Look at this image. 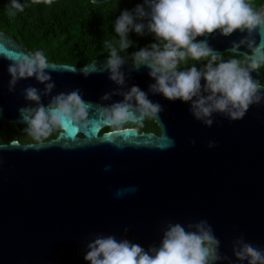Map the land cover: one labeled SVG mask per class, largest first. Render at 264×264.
Segmentation results:
<instances>
[{
	"label": "water",
	"instance_id": "1",
	"mask_svg": "<svg viewBox=\"0 0 264 264\" xmlns=\"http://www.w3.org/2000/svg\"><path fill=\"white\" fill-rule=\"evenodd\" d=\"M207 38L224 53L241 34ZM254 38L264 43V36L254 33ZM0 42L11 45V51L33 53L2 30ZM248 52L241 47L238 54L246 58ZM106 58L80 66L49 61L54 65L47 70L55 82L51 95L79 89L84 100L109 105L122 98L115 93L132 85L148 92L153 81L146 69L135 71L126 61L125 84L118 86L102 70ZM10 62L0 56V124L24 126L18 111L27 104L23 90L43 85L29 78L9 92ZM93 64L100 70L84 77L81 69ZM251 75L258 82L262 77L257 70ZM106 94L110 98L103 100ZM49 99L43 96L42 102ZM149 99L163 108L158 120L152 119L159 133L136 127L105 130L111 127L96 124L90 139L93 124L74 133L69 125L39 147L17 139L0 143L9 144L0 149V264H86V244L96 234L125 236L147 248L159 243L168 221L207 220L232 264H240L231 251L237 236L264 247V103L250 106L238 121L214 114L206 127L186 103L151 93ZM168 138L174 146H167ZM209 141L215 147L208 148ZM130 186L137 191L117 197L118 190Z\"/></svg>",
	"mask_w": 264,
	"mask_h": 264
},
{
	"label": "clouds",
	"instance_id": "2",
	"mask_svg": "<svg viewBox=\"0 0 264 264\" xmlns=\"http://www.w3.org/2000/svg\"><path fill=\"white\" fill-rule=\"evenodd\" d=\"M24 7L21 0H9L11 15L22 12ZM113 32L118 39L103 42L109 54L102 70L107 71L108 78L123 86L122 68L130 61L133 70L146 69L153 82L148 92L132 85L126 92L115 93L122 98L109 105L84 100L79 89L51 95L55 82L47 70L54 65L42 51L25 54L0 45V56L11 61L7 67L9 92L14 91L18 81L29 78L43 85V89L26 87L23 96L27 104L18 110L26 125L25 132L37 142L33 147L44 144L42 141L54 130L69 125L74 133L87 131L89 124H93L91 139L95 137L96 124L119 129L129 123L141 125L145 119L158 120L163 108L149 99V93L188 104L192 117L206 127L212 126L214 114L238 121L250 106L264 103V86L251 75L264 65V43L258 44L254 38V33L264 36V11L254 10L248 0H142L131 10L120 11ZM234 32L240 33L241 38L232 41L228 50L239 53L245 47L249 54H245L244 60L223 59L207 38L214 34L228 37ZM130 33L151 36L152 42L127 56L121 55L135 44ZM189 60L204 63L201 67H188ZM98 70L93 64L81 69V74L88 77ZM43 96L50 97L47 104L42 102ZM109 98V94L102 97ZM90 112L93 120L89 119ZM126 133L133 134L132 130ZM174 143L167 139L168 147ZM8 146L0 145V149ZM123 146L116 143L118 148ZM207 146L213 148L215 143L209 141ZM136 191V187L130 186L118 190L116 195L122 197ZM220 247L221 242L207 220L186 224L168 221L161 228L159 243L147 248L125 236L98 233L86 244L83 260L86 264H232ZM231 251L240 264H264V247L253 245L243 235L232 240Z\"/></svg>",
	"mask_w": 264,
	"mask_h": 264
},
{
	"label": "trees",
	"instance_id": "3",
	"mask_svg": "<svg viewBox=\"0 0 264 264\" xmlns=\"http://www.w3.org/2000/svg\"><path fill=\"white\" fill-rule=\"evenodd\" d=\"M142 0H108L93 3L90 0H21L25 5L22 12L11 15L9 0H0V30L10 34L31 52L42 51L48 61L69 63L76 66L94 59L108 56L105 40L118 39L113 32L115 18L124 9L131 10ZM254 10L259 11L264 0H248ZM129 38L135 42L127 53L152 42L151 36ZM222 58H236L233 53L221 54ZM242 60L245 58L242 57ZM204 62L188 61L186 66L201 67ZM183 67V66H182ZM259 84L264 85V78ZM24 126L0 124V143L17 139L23 143L36 142ZM122 127H136L140 131L159 133V127L152 119H145L141 125L126 124ZM115 129V128H112ZM59 128L49 136L54 137ZM48 138V139H49ZM47 140V139H46Z\"/></svg>",
	"mask_w": 264,
	"mask_h": 264
},
{
	"label": "flooded vegetation",
	"instance_id": "4",
	"mask_svg": "<svg viewBox=\"0 0 264 264\" xmlns=\"http://www.w3.org/2000/svg\"><path fill=\"white\" fill-rule=\"evenodd\" d=\"M263 5H264V3L261 5L259 11L262 9ZM224 53H227V52H224ZM230 53H232V52H230ZM219 54H222V53H219ZM233 54L236 56L237 59H241L242 57H244L242 54H238V53H233ZM244 58H245V57H244ZM241 60H242V59H241ZM256 70L262 73V77H261V79H260V81H262L263 78H264V65H261V66H260L258 69H256ZM260 81H259V82H260ZM125 125H126V124H125ZM108 129H112V128H106L105 130H108Z\"/></svg>",
	"mask_w": 264,
	"mask_h": 264
},
{
	"label": "snow or ice",
	"instance_id": "5",
	"mask_svg": "<svg viewBox=\"0 0 264 264\" xmlns=\"http://www.w3.org/2000/svg\"><path fill=\"white\" fill-rule=\"evenodd\" d=\"M0 45H2L3 48H6V49L11 47V45H9L7 42H0ZM15 52H18V51H15Z\"/></svg>",
	"mask_w": 264,
	"mask_h": 264
}]
</instances>
